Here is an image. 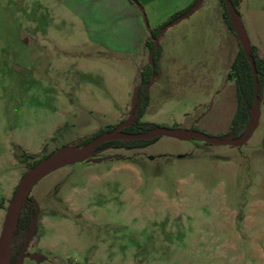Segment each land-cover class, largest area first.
<instances>
[{
	"label": "rangeland",
	"instance_id": "374dc122",
	"mask_svg": "<svg viewBox=\"0 0 264 264\" xmlns=\"http://www.w3.org/2000/svg\"><path fill=\"white\" fill-rule=\"evenodd\" d=\"M72 1L0 0V235L30 166L127 120L148 67L147 50L141 61L92 43L79 17L99 5ZM234 1L264 60V0ZM225 14L220 0H203L161 36L141 122L236 136L230 74L241 46ZM110 154L128 159L65 167L32 190L30 251L49 260L40 264H264V90L259 126L241 148L163 137Z\"/></svg>",
	"mask_w": 264,
	"mask_h": 264
},
{
	"label": "water",
	"instance_id": "95a60500",
	"mask_svg": "<svg viewBox=\"0 0 264 264\" xmlns=\"http://www.w3.org/2000/svg\"><path fill=\"white\" fill-rule=\"evenodd\" d=\"M223 2L227 9L229 19L233 27V30L235 32V35L239 41V44L251 68L253 81H254V103L250 111V120L247 124L244 133L237 138H234L233 136H227L224 138H212L207 135L197 133L194 131L183 130V129H169L162 127H157L152 131L146 133H139V134L126 133L124 132V130L132 127L131 125L136 122L139 116L141 105L139 104L140 86L138 85L135 88L132 95L128 119L125 120L121 126H118L112 132L101 135L100 137L94 139L92 142H90L89 144L83 147L64 148L63 150L51 156L50 158L46 159L43 162H40L35 167L29 169V171L23 176L19 185L17 186L14 197L8 208L7 215L3 224L2 232L0 235V264H10L12 258V249H11L12 240L14 238L16 230L18 229L19 220L23 207L26 203L29 202V197L32 190L43 179L65 167L74 166L76 164H83V163L100 164L102 162L112 159H118L121 157L119 155H114V156H108L97 159L96 155L94 154V150L97 147H100L106 143L114 142V141H127V142L150 141V140H157L163 137L171 138L183 142L191 141V140H200L210 145L229 146L232 148H241L249 142L254 132L258 128L260 122V106H261L262 95L260 96L259 92L261 87V80L259 79L255 61L252 56L251 43L246 34L243 22L236 10V7L232 4L230 0H223ZM134 3L138 7L142 15L145 26L148 28V22L146 20V16L144 14L143 9L136 2ZM201 3L202 0H198L194 7H192L184 15L180 16L179 18H177L176 20H174L173 22L162 28L160 34L153 39L154 47L148 57V66L151 68L152 74H151V81L146 88L145 98L155 82V66L153 64V56L155 51L159 47L160 37L163 34H165L168 30L174 28L176 25H178L179 23L183 22L188 17H190L198 9ZM149 33L151 34V31H149ZM34 206L37 209V216H38L39 208L36 203H34ZM37 216L32 221L29 234L25 239L23 248L20 252L16 264H24L25 259L35 261L37 264L39 263L38 260L39 255H25V251L29 245V242L33 238L36 231Z\"/></svg>",
	"mask_w": 264,
	"mask_h": 264
},
{
	"label": "crops",
	"instance_id": "0c3cea01",
	"mask_svg": "<svg viewBox=\"0 0 264 264\" xmlns=\"http://www.w3.org/2000/svg\"><path fill=\"white\" fill-rule=\"evenodd\" d=\"M137 1L145 9L153 28L162 26L166 21L191 7L196 2V0ZM89 2L99 5L97 12L89 16V12L82 11L79 20L85 24L84 27L87 28L86 34L90 41L107 51L119 55L132 57L133 59L136 56L135 58L141 61L145 59V42L150 33L136 4L132 0H89ZM160 40H163V38L160 37ZM255 49L259 58L263 59L259 49L257 47ZM118 77L119 83L125 82L123 77ZM137 80L140 81V73L137 76ZM126 95L129 97L130 93L128 92ZM123 98H126L125 94H123ZM126 106L127 110L130 111L128 104Z\"/></svg>",
	"mask_w": 264,
	"mask_h": 264
},
{
	"label": "trees",
	"instance_id": "16d2710c",
	"mask_svg": "<svg viewBox=\"0 0 264 264\" xmlns=\"http://www.w3.org/2000/svg\"><path fill=\"white\" fill-rule=\"evenodd\" d=\"M132 1H134L138 4L137 0H132ZM220 1L225 8L226 21H227L230 29L234 32L233 27H232L231 22H230V19H229L227 9L224 5V2H223V0H220ZM230 1L232 2V4L235 7H237V2H235L234 0H230ZM195 4L196 3H194L187 10H185V11L177 14L173 18H171L170 21L167 23V25L170 24L171 22H173L174 20H176L177 18H179L180 16L184 15L192 7H194ZM165 26H166V24L154 29L151 32V34L149 35L148 39L146 40L145 48L149 52V54L154 47V40L153 39L158 36V34L155 32L161 31L162 28H164ZM234 34H235V32H234ZM159 51H160V48L158 47V49L155 51L154 56H153V64L155 66V74H156V70L158 68V63H159V57H160ZM251 51H252V56L254 58L256 69H257V72L259 75V79L261 80V87H260V92H259V95L261 96L263 93V90H264V60L259 58L257 50L254 47H252ZM151 74H152V70L149 66L147 67V70L141 71V73H140V85H139L140 86V94L142 91H145L148 84L150 83ZM230 76L232 77L233 80L236 81L237 94H238V112H237V115L235 116V119L233 121V129H232L233 133H236V136H234V138H237L244 133V131L247 127V124L250 120V111H251V108H252L253 103H254V81H253L252 71H251L249 63H248V61H247V59L243 53L242 48H241L240 54L238 55V57L236 58L233 66H232V71H231ZM147 99H148V97L146 96V98L143 100V102L140 103L141 97L139 96V104L141 105V107H140L139 116H138L135 123L141 124V126H132L129 129V131L133 134L150 132L153 129L159 127V126L152 125L149 123L141 122V118L144 116L145 111H146ZM158 140L159 139L150 140V141H132V142L117 141V142H112L108 145H109V148L116 150V151H120V150L132 151V150L144 149V148L156 143ZM86 142H88V139H82L79 141L78 146H82ZM23 158L29 159L30 156L27 154H23ZM39 163H40V161H35L30 166V169L35 167ZM32 209H33V207H32ZM29 222H30L29 213H27L26 206H24L22 213H21V216H20L19 225H18L19 229L17 232H20V230L22 228L25 229L28 226Z\"/></svg>",
	"mask_w": 264,
	"mask_h": 264
},
{
	"label": "flooded vegetation",
	"instance_id": "af4514ba",
	"mask_svg": "<svg viewBox=\"0 0 264 264\" xmlns=\"http://www.w3.org/2000/svg\"><path fill=\"white\" fill-rule=\"evenodd\" d=\"M123 123V122H122ZM122 123L120 124V125H118V126H121L122 125ZM153 125V124H152ZM117 126V127H118ZM131 126H141V124H137V123H134V124H132ZM117 127H115V128H112V129H109V130H106V131H103V132H101L99 135H97V136H87V137H85L84 139H88V142H86L84 145H82V146H78V143H76V144H74V145H72V146H70V147H83V146H85V145H87V144H89L90 142H92L94 139H96V138H98V137H100L101 135H104V134H107V133H109V132H112L114 129H116ZM131 128V127H130ZM130 128H128V129H125L124 130V132H126V133H131L130 131H129V129ZM114 142H117V141H114ZM110 143H112V142H109V143H106V144H104V145H102V146H100V147H97L95 150H94V154L96 155V158L97 159H100V158H104V157H108V156H114V154H110V152H114V151H116V150H113V149H111V148H109V145L108 144H110ZM124 151H128V150H124ZM130 151V150H129ZM133 151V150H132ZM99 152H101V153H99ZM128 159V157L127 158H124V156H121L120 158H118L117 160H123V161H125V160H127ZM112 160H114V159H112ZM108 161H111V160H108ZM105 162H107V161H105ZM105 162H102V163H105ZM84 164V163H83ZM85 164H87V163H85ZM88 164H93V163H88ZM101 164V163H100ZM34 203H35V201L32 199V198H30L29 197V202L28 203H26L24 206H26V211H27V213H29V219H30V222H29V224H28V226L25 228V229H21L20 230V232H17L18 231V229L16 230V232H15V235H14V238H13V240H12V245H11V249H12V258H11V262H10V264H16V262H17V259H18V257H19V255H20V252H21V250H22V248H23V245H24V242H25V239L27 238V236H28V234H29V231H30V228H31V224H32V221H33V219L34 218H36V216H37V209H36V207L34 206ZM32 207H33V209H32ZM38 218H39V215L37 216V224H38ZM36 229H37V225H36ZM35 234H36V231H35ZM35 234H34V236H35ZM34 236H33V238L31 239V241L29 242V245H28V247H27V249H26V251H25V255H39V258H38V260H39V263L38 264H40L41 262H49V260H48V257L45 255V253L44 252H32V251H30V249H31V244H32V241H33V239H34ZM26 260V259H25ZM33 262H35V261H33ZM36 263V262H35ZM37 264V263H36Z\"/></svg>",
	"mask_w": 264,
	"mask_h": 264
}]
</instances>
